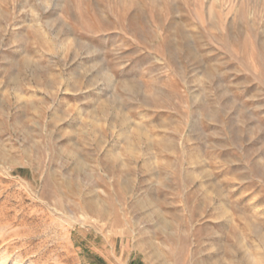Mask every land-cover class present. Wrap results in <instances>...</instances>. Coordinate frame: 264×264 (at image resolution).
<instances>
[{"label": "rangeland", "instance_id": "rangeland-1", "mask_svg": "<svg viewBox=\"0 0 264 264\" xmlns=\"http://www.w3.org/2000/svg\"><path fill=\"white\" fill-rule=\"evenodd\" d=\"M4 263L264 264V0H0Z\"/></svg>", "mask_w": 264, "mask_h": 264}, {"label": "bare ground", "instance_id": "bare-ground-1", "mask_svg": "<svg viewBox=\"0 0 264 264\" xmlns=\"http://www.w3.org/2000/svg\"><path fill=\"white\" fill-rule=\"evenodd\" d=\"M82 208H83V206H82ZM2 256H3V255H2ZM5 256L8 257L7 254H6ZM2 258H3V257H2ZM8 258H9V257H8ZM3 259H4V258H3ZM17 261H18V260H17ZM15 263H16V262H15ZM18 263H19V262H18ZM4 264H5V263H4Z\"/></svg>", "mask_w": 264, "mask_h": 264}]
</instances>
